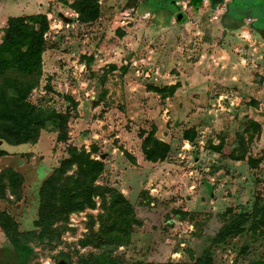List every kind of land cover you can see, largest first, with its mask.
<instances>
[{
	"label": "rangeland",
	"instance_id": "obj_1",
	"mask_svg": "<svg viewBox=\"0 0 264 264\" xmlns=\"http://www.w3.org/2000/svg\"><path fill=\"white\" fill-rule=\"evenodd\" d=\"M38 15L50 28L43 77L28 102L57 115L35 139L0 146V174L22 176L0 208L21 233H34L20 252L0 228V264L261 257V216L249 233L215 241L264 207V0H0V45L10 19ZM242 138L247 152L238 161ZM73 149L102 162L97 185L134 206L138 222L126 243L99 247L110 193L56 222L53 236L36 235L44 185Z\"/></svg>",
	"mask_w": 264,
	"mask_h": 264
},
{
	"label": "trees",
	"instance_id": "obj_2",
	"mask_svg": "<svg viewBox=\"0 0 264 264\" xmlns=\"http://www.w3.org/2000/svg\"><path fill=\"white\" fill-rule=\"evenodd\" d=\"M49 28V20L45 15L9 20L4 41L0 45V146L4 141L9 142L14 138L19 143L35 139L39 131L57 115L48 110H39L28 102L43 77L44 36ZM252 127L254 132L259 129L257 123H252L251 129ZM254 138V135H250L249 143ZM246 141L242 138L243 154L233 155L234 159L243 160L247 152ZM4 154L0 147V157ZM250 162L254 160L250 159ZM62 164L64 171L57 173L44 185L40 219L36 223L41 231L36 232V235L41 238L53 236L56 222L66 221L71 214L94 207L96 197H105L110 193V207L102 218L104 238L99 236V247L126 243L133 223L138 222L136 212L134 206L116 189H105L97 185L104 172V164L76 149L72 150L70 158ZM74 167L77 168L75 174L67 175L65 170ZM21 179L22 176L13 170L0 174V199L5 198L8 188L18 186ZM259 216L260 224L264 226V207H260L254 219L249 220L247 217L225 227L217 237L215 245H226L228 240L249 233V222H255V218ZM112 227L113 230L110 229ZM0 228L20 252L22 238L34 235L21 233L18 223L1 208ZM251 228L252 225L250 231ZM247 252L248 247L243 249V254ZM249 263L264 264V254L257 259H250Z\"/></svg>",
	"mask_w": 264,
	"mask_h": 264
},
{
	"label": "crops",
	"instance_id": "obj_3",
	"mask_svg": "<svg viewBox=\"0 0 264 264\" xmlns=\"http://www.w3.org/2000/svg\"><path fill=\"white\" fill-rule=\"evenodd\" d=\"M259 34H260L261 38L264 40V30H262L261 32H259Z\"/></svg>",
	"mask_w": 264,
	"mask_h": 264
},
{
	"label": "water",
	"instance_id": "obj_4",
	"mask_svg": "<svg viewBox=\"0 0 264 264\" xmlns=\"http://www.w3.org/2000/svg\"><path fill=\"white\" fill-rule=\"evenodd\" d=\"M181 18H184V15H183V14H180V15L178 16L179 21H180Z\"/></svg>",
	"mask_w": 264,
	"mask_h": 264
}]
</instances>
